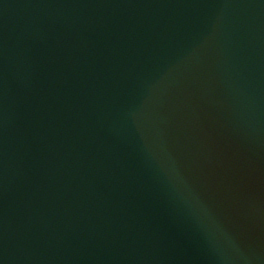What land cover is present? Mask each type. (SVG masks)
<instances>
[{
  "label": "water",
  "instance_id": "water-1",
  "mask_svg": "<svg viewBox=\"0 0 264 264\" xmlns=\"http://www.w3.org/2000/svg\"><path fill=\"white\" fill-rule=\"evenodd\" d=\"M0 264H264V0H0Z\"/></svg>",
  "mask_w": 264,
  "mask_h": 264
}]
</instances>
